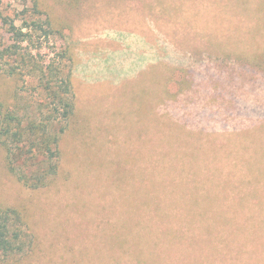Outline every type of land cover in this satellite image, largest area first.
<instances>
[{
	"label": "rangeland",
	"instance_id": "1",
	"mask_svg": "<svg viewBox=\"0 0 264 264\" xmlns=\"http://www.w3.org/2000/svg\"><path fill=\"white\" fill-rule=\"evenodd\" d=\"M34 1L54 31L39 61L72 74L75 116L46 188L20 184L0 145V209L26 220L25 251L2 264H130L120 240L142 218L155 224L142 209L155 198L182 215L207 195L212 214L264 222V73L246 65L264 54V0H6L1 11L28 10L31 23ZM44 99L36 76L0 72V104L21 118L46 114ZM260 247L248 242L240 264H264Z\"/></svg>",
	"mask_w": 264,
	"mask_h": 264
},
{
	"label": "trees",
	"instance_id": "2",
	"mask_svg": "<svg viewBox=\"0 0 264 264\" xmlns=\"http://www.w3.org/2000/svg\"><path fill=\"white\" fill-rule=\"evenodd\" d=\"M5 1L0 0V72L20 81L36 76L45 97L46 114L39 110L34 117L25 120L16 110L0 104V145L6 152L9 172L20 184L32 190L46 188L59 174L60 142L75 116L72 74L63 72L59 63L39 61L38 48L43 46L39 40L43 38L48 42L54 31L49 18H41L43 12L38 2L33 3V15L37 18L28 23L21 18L28 10L14 17L4 15L1 9ZM250 3V0H240V5ZM18 21L22 24L18 25ZM262 23L264 25V20ZM261 56L264 54H255L246 65L253 70L262 69L264 73ZM28 69L30 72H25ZM196 183L195 180L197 194L201 188ZM191 198L186 202L187 213L182 215L165 212L166 201L160 198L142 204L143 212L153 210L150 219L156 221L149 225L142 218L146 215H141L138 231L120 240L123 254L131 257L130 264H240L242 256L247 255L248 242H259L264 249L263 221L252 224L250 233L247 223L253 217L246 221L226 214H212V201L207 200V195L206 199H201L206 206L195 214V207L201 201L197 195ZM25 227L26 220L20 209H0V258H14L25 251ZM244 236L248 237L242 241Z\"/></svg>",
	"mask_w": 264,
	"mask_h": 264
}]
</instances>
